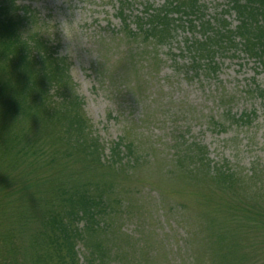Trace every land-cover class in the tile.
<instances>
[{"label": "rangeland", "instance_id": "374dc122", "mask_svg": "<svg viewBox=\"0 0 264 264\" xmlns=\"http://www.w3.org/2000/svg\"><path fill=\"white\" fill-rule=\"evenodd\" d=\"M193 1L202 8L195 31L182 26L173 41L163 45L139 34L137 25L167 0L14 1L21 14L29 11L19 40L27 41L35 55L33 36L40 32V40L49 43L54 57L68 65L99 141L108 150L114 144L133 143L131 149L143 154L137 170L127 173L126 183L117 184L129 191L127 213L105 217L111 239L118 238V246L128 250L121 262L114 259L117 264H222L223 259L203 249L209 235L206 212L229 227L228 238L245 233L244 239L229 242L234 255L248 251L257 238L258 229L252 234V227L242 229L238 219L243 200L253 198L255 207L264 205V173L257 176L261 168L264 172V96L254 93L264 91V64L245 54L238 41L233 52L217 53L213 61L217 70L214 67V74H207L211 62L190 54L193 43L205 39L200 21L209 22L212 32L218 22L234 30L238 16L230 0ZM249 113L255 114L254 120L244 124L233 120ZM119 149V155L125 154L124 147ZM204 165L232 171L235 184L247 192L207 184ZM192 168L202 177L193 187L183 182V172ZM122 172L115 174L119 177ZM52 240L48 236L44 240L48 243L40 245L53 253L48 262L58 264ZM3 243L1 239V248ZM41 251V263L32 258L49 264ZM252 262L258 263L251 259L247 264Z\"/></svg>", "mask_w": 264, "mask_h": 264}, {"label": "trees", "instance_id": "16d2710c", "mask_svg": "<svg viewBox=\"0 0 264 264\" xmlns=\"http://www.w3.org/2000/svg\"><path fill=\"white\" fill-rule=\"evenodd\" d=\"M14 1L0 0L1 263H41V249L48 262L53 253H46L40 243L47 244L44 240L49 236L53 237L51 246H56L53 252L58 264H83V260L84 264H117L114 259L121 262L129 254L126 247L118 246V238L111 239L106 218L113 219L117 212L127 213L129 191L117 184L126 183L127 173L137 170L143 155L138 156L128 144L126 156L119 155V146H115L106 158L69 76L68 65L54 57L49 43L40 40V32L33 36L31 49L35 55L27 41L19 40L29 11L21 14ZM230 3L239 23L234 32L224 22H218L220 26L212 32L209 22L200 21L205 39L191 46L192 55L211 62L206 65L209 75L214 74L216 55L233 52L237 40L242 42L245 54L264 64V0ZM152 12L146 21H138V32L163 45L173 41V34L182 26L195 31L202 8L193 0H168ZM119 14L125 29H130L123 11ZM175 16L179 18L173 19ZM132 34L138 38V34ZM9 61L13 63L6 64ZM189 161L194 162L192 158ZM203 168V172L207 171L204 181L212 187L219 183L227 189L247 192L243 185L235 184L232 171L211 170L207 165ZM262 170L257 176L264 173ZM116 171H123V175L118 177ZM183 173V182L192 187L202 182L195 168ZM240 203L242 217L238 221L242 229L252 227V234L258 229L248 251L234 255L236 250L229 242L244 239L245 233L239 231L228 238L229 227L223 228L210 212H206L210 218L205 229L209 233L208 247L203 249L223 259L222 264H247L251 259L264 264V205L255 207L253 198ZM44 228L46 232L42 234Z\"/></svg>", "mask_w": 264, "mask_h": 264}, {"label": "clouds", "instance_id": "9594fccd", "mask_svg": "<svg viewBox=\"0 0 264 264\" xmlns=\"http://www.w3.org/2000/svg\"><path fill=\"white\" fill-rule=\"evenodd\" d=\"M62 27H63V24H62Z\"/></svg>", "mask_w": 264, "mask_h": 264}]
</instances>
